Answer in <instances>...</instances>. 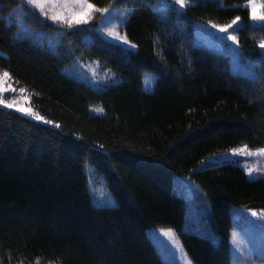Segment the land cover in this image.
<instances>
[{"label":"trees","instance_id":"obj_1","mask_svg":"<svg viewBox=\"0 0 264 264\" xmlns=\"http://www.w3.org/2000/svg\"><path fill=\"white\" fill-rule=\"evenodd\" d=\"M89 2L125 10L120 30L136 47L93 26L59 28L30 8L18 21L22 0H0V69L53 121L0 106V264H176L161 259L150 228L172 229L191 264H231L233 226L243 227V211L264 210V175L210 159L264 147V23L251 21L247 0ZM236 16L250 75L194 40V22ZM75 62L110 79L70 75ZM145 72L155 75L150 90Z\"/></svg>","mask_w":264,"mask_h":264},{"label":"rangeland","instance_id":"obj_2","mask_svg":"<svg viewBox=\"0 0 264 264\" xmlns=\"http://www.w3.org/2000/svg\"><path fill=\"white\" fill-rule=\"evenodd\" d=\"M256 2L259 5L264 3V0H256ZM162 5H173L178 9H182L179 5L174 3V0H162ZM28 8L31 10L30 6L25 5L23 14L29 12ZM257 11L259 13L261 9L258 7ZM124 14L125 10H121L117 7H111L109 13H94L93 19L89 21L88 24L82 25L93 26L95 31L106 40L126 47H131L128 44H123L120 40L114 38L113 36L108 35V30L111 29L119 36H124L120 30V25ZM15 17H17L16 12L14 13V18ZM251 21L254 23H264V21H253L252 19ZM193 34L194 40L197 44H204L217 51L226 53L228 56L229 68L232 72L246 75H250L252 73L253 63L250 60L242 59L238 45L234 44L232 40L228 39L229 35H234L232 29H229L228 33H222L218 29L212 28L211 24L194 22ZM232 49H236L238 51L237 56L233 55ZM65 70L70 75L85 80L87 83L93 86L102 85L110 79V75L105 71H100L98 65L93 62H75ZM154 79L155 75L153 73L145 72L141 82L142 88L145 90H150L152 88ZM0 88L5 89V93L0 94V99L11 102L17 107L27 108L31 112L37 114L29 104L28 95L24 91L16 88L11 80L7 81L6 84H0ZM13 89L14 91H12ZM11 110L25 115L17 111L15 107ZM31 118L35 119L34 116ZM243 148H245V146L237 147V149ZM246 149L247 151H241L238 154H233L232 150H230L227 153L219 154L218 156L211 158L210 162H218L228 159L237 162L240 166H242L248 176L253 177L256 175H264V154H257L256 149L251 150L247 147ZM249 168L253 170L251 175H249L247 171ZM183 189L185 190L188 197L194 198L197 196V198L200 199V203L203 204L202 198L196 193L195 188L190 182L185 181L183 184ZM94 194L99 201L110 200L109 196L101 189H96ZM254 210L258 213L261 211L259 209ZM242 216L244 218L243 227L238 226L236 223L231 231V264H264V261L259 258V252L257 251L262 241H264V231H262L260 228V221L257 220L256 217L251 216L248 211H243ZM235 221H237V219H235ZM233 231L236 233V240L240 249L244 251H247L249 247L254 249L250 258L245 259V257L241 254V251L237 250V246L233 244ZM165 233L168 234L166 235ZM148 234L150 240L155 245L158 254L165 263L189 264V260L183 252L181 244L172 229L150 228L148 230Z\"/></svg>","mask_w":264,"mask_h":264},{"label":"snow or ice","instance_id":"obj_3","mask_svg":"<svg viewBox=\"0 0 264 264\" xmlns=\"http://www.w3.org/2000/svg\"><path fill=\"white\" fill-rule=\"evenodd\" d=\"M174 3L179 5L180 8H185L186 0H174ZM25 5L30 6L33 12L38 13L40 17H42L46 21H51L55 26L59 28H66V29H73L82 24H88L89 21L93 19L94 13H109L111 5L109 7L104 8H97L89 0H23L22 3L17 4L16 9H13V12L17 13V20H20V17L23 15V9ZM247 6L250 8V18L253 21H264V3L257 4L256 0H247ZM258 7L261 11L258 13ZM241 17L236 16L234 19L231 20L230 23L225 25L215 24L209 21L208 23L211 24L212 28L218 29L222 33H228L229 29H232L234 25L240 21ZM63 35V33H59ZM108 35L113 36L114 38L120 40L123 44H128L132 48H135V44H131V42L127 39L126 36H119L115 31L108 30ZM229 40H232L234 44L238 45L239 41L236 36L229 35ZM259 47L264 49V41L259 43ZM233 55L237 56L238 51L236 49H232ZM250 78L255 79V76H251ZM12 80V76L10 72L6 69H0V84H6L7 81ZM14 91V89L12 90ZM21 91H24L21 89ZM5 89L0 88V94H4ZM0 105L7 109L16 108L17 111L35 118L36 121L42 122L46 125H53V121L45 120L43 117L39 116L31 112L27 108L17 107L13 103L8 102L4 99H0ZM55 127L59 128V124H55ZM103 147V145H100ZM241 151H247L246 146L243 149H232L233 154H238ZM257 154H264V147L256 149ZM248 174H252V169L249 168ZM251 216L256 217L257 220L260 221V228L264 231V210H261L259 213L253 209H247ZM171 231V230H169ZM166 235L168 233H165ZM232 241L233 244L237 246V250L241 251V254L248 259L253 254L254 249L249 247L247 251H244L239 248V244L236 240V233L233 231L232 233ZM259 252V258L264 261V241L260 244L259 248L257 249ZM191 264V261H189Z\"/></svg>","mask_w":264,"mask_h":264}]
</instances>
